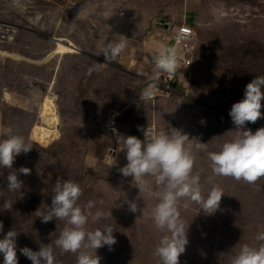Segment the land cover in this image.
<instances>
[{
    "label": "rangeland",
    "instance_id": "obj_1",
    "mask_svg": "<svg viewBox=\"0 0 264 264\" xmlns=\"http://www.w3.org/2000/svg\"><path fill=\"white\" fill-rule=\"evenodd\" d=\"M170 5L172 9L169 16L178 13L186 18V23L195 25L196 29L194 63L191 72L186 73V86L181 88L192 99H187L188 108L183 109V102L180 100L175 103L178 110L164 109L151 120L157 123L159 131L166 130L171 125L188 134L190 140H186L185 145L190 147L194 155L192 172L199 174L201 194L206 195L214 184L222 188L224 193L219 201L222 211L217 208L209 214L208 219L203 220L206 221L204 224L194 225L190 228L191 232L186 229L188 243L185 251L179 255L178 264H231L240 245L248 243L259 230L264 231V174L257 177L258 185L255 181L213 174L208 156L196 147L198 141L212 131L214 140L208 148L210 151L219 150L222 144L217 143V140L225 142L237 135L228 114L229 109L233 102L242 98L241 89L249 82L246 79L264 74V0H0V26L16 24L15 29L18 30L11 43L0 42V83L10 76L17 87L13 92L4 89L0 93V125L9 126L13 132L29 139V142L35 141L44 147H49L59 136L65 139L61 144H53L54 149L50 148L48 153L38 147L40 145L33 143L32 149L27 153L21 152L15 157L11 169L0 167V221H3L0 236L10 228L16 229L18 264H31L20 253L21 247L36 250L41 244L49 243L52 244L60 264H75L76 252L63 251L54 244L66 221L63 218H53L42 222L34 211L39 206L43 208L44 203L50 204L57 177L79 183L82 191L77 203L82 209L87 201H94L88 195L90 190L97 187L98 176L103 175V172L108 173L111 187L114 188L116 172H110L105 166L106 163H114L112 154L115 153V148L111 144L117 133L113 129H118L119 132L129 131V134L142 138L145 124L152 116L147 115L146 120L145 107L139 101L133 109L126 107L116 111V123L112 125L111 112L105 111V103L114 101L118 94L122 95L126 91L114 88L112 93L102 95L101 84L106 76L117 80L119 73L112 70L94 71V62L67 54L73 52L72 47H77L78 43L87 57L96 55L109 61H117L116 57L120 52L115 57L107 58L101 53L104 44L110 40L107 37L113 34L112 39H118L116 36L124 30V26L120 24L125 23V28L130 25L136 31L140 24L145 25L144 35L150 33L155 36L152 32L156 19L162 18L157 17V14L166 12ZM117 10H123V14L119 15L115 12ZM148 11L157 12L147 15ZM110 12L113 13L109 14ZM170 23L168 32L162 27V22L160 25L167 37L171 35V29L179 24ZM62 25L72 47L59 41L58 36L63 39L60 32ZM40 35L46 37V41ZM153 38L158 42L161 40L160 37ZM142 42L144 41H141V46ZM149 44L150 42L145 43L148 46L143 47L148 49ZM46 52L48 55L40 63L29 62L30 58L26 57L40 58ZM21 58L27 60L22 61ZM143 59L141 66L149 76L153 70V58L145 53ZM133 63L136 65V62ZM99 65L100 61L96 60V66ZM179 78H184V71H180ZM41 87L46 89L45 94ZM50 95H54L56 100L53 101L59 119L56 124L48 123L43 116L44 100ZM234 99L236 100L233 101ZM175 101H178L175 97L158 96L152 102L160 105L173 104ZM5 102L12 103L15 107L12 108ZM199 103L211 104L225 113L220 114ZM261 103V112L264 113V99ZM102 106L103 109L100 110ZM131 116L135 118L131 120ZM105 117L107 120L104 124ZM245 126L255 131L258 126H264V117L255 122H246ZM40 127L52 130L53 133L42 140L37 135ZM95 127L97 133L94 131ZM95 136L105 138L103 141L111 148L106 153L105 165H100L96 171H89V167L83 162V151H88L86 143ZM96 142L103 144L100 140ZM123 162L125 164L126 159ZM21 166L30 169L27 174L17 171L18 179L22 181L21 189L8 191V171L18 170ZM203 177L209 178L202 180ZM120 179H124V176ZM150 181V178L149 181H144L142 189L148 188ZM90 185L93 186L90 188ZM161 187L157 182L148 189L154 188L156 191ZM100 194H104V201L109 206H105L100 198L101 201L89 211L95 212L99 208L105 215L99 219H93L89 215L85 227L95 229L111 225L116 240L111 249L104 245L96 250V254L100 256L99 264H161L159 257L154 255V248L163 232L155 225L147 224L144 225L147 235L140 233L137 228H141L142 223L126 222L121 219V212L116 213L120 205L116 194L100 190L95 195L101 197ZM178 202L189 208H196L199 204L187 197L179 198ZM223 203L226 206L220 205ZM202 211L206 213L203 209ZM227 213L231 215L226 217ZM227 223L232 226V232L223 229ZM125 230L128 232L125 233ZM209 230L212 233L206 237ZM81 250L90 251H78ZM2 259L0 254V260Z\"/></svg>",
    "mask_w": 264,
    "mask_h": 264
},
{
    "label": "clouds",
    "instance_id": "obj_2",
    "mask_svg": "<svg viewBox=\"0 0 264 264\" xmlns=\"http://www.w3.org/2000/svg\"><path fill=\"white\" fill-rule=\"evenodd\" d=\"M45 38L42 39L46 41ZM124 46L125 41L123 40H109L104 44L101 53L105 58L115 57ZM177 54L179 57L184 55L178 47L161 46L153 58L152 72L149 76L144 75L145 86L138 95L139 100H146L154 95L159 87L161 72L173 74L177 70L179 75L181 70L184 71V78L174 84L173 97L180 93L181 86L179 85L185 87L181 81L186 80L185 71L189 68L185 67L181 60L178 62ZM47 55L48 52L37 59L41 60ZM262 99H264V74L253 76L244 86L242 98L233 102L229 109L228 114L235 125L234 130L237 135L223 142L218 151L207 152L213 174L232 176L248 182H253L258 176L264 174V126H258L255 131L245 126L246 122H255L258 118L264 117V113L261 112ZM199 104L206 107L211 105ZM211 106L218 113H225ZM113 114L117 116V112H111V119ZM203 122L202 119L201 123ZM151 123L155 124L158 129L156 122H149L146 125ZM145 127L142 139L135 135L119 134L118 129H113L117 133L115 139L122 145L126 158V163L118 170L123 176L132 177V183L139 189V192L142 190V180L145 174L154 176L156 181L162 185L153 193L156 203L151 210L155 226L163 232L154 248V255L159 257L161 264H178L179 255L185 251L188 243L187 228L177 208L179 198L187 197L189 200H194L200 204V209L211 214L219 207V201L224 193L222 188L214 184L206 195L201 194L199 174L192 172L194 155L190 147L185 145V141L190 140L186 132L171 125L162 131L147 130ZM206 144L198 141L196 147L203 148ZM32 147L31 142L23 135L13 132L11 127L0 126V167L11 169L15 157L21 152L27 153ZM17 171L27 174L30 169L21 166L18 170L8 171L6 176L8 191L21 189L22 181L18 179ZM81 191L78 182L57 177L51 192L50 204L44 203L43 208L37 207L34 213L41 218L42 222L53 218H63L66 221L65 226L55 238L54 244L63 251L76 252L75 264H99L100 256L96 254V250L104 245H108L111 249L116 237L113 235L111 225L95 229L85 227L89 215L93 219H99L105 213L99 208L95 212L89 211L97 203L93 200L87 201L82 209L77 203ZM128 205L131 211L137 210L134 200L129 201ZM141 211L143 213V209ZM2 231L3 221H0V232ZM16 237L15 228H10L0 236V254L3 257L0 264H18ZM256 239L264 242V231H259ZM80 249L90 251H78ZM19 251L31 261V264H60L51 243L41 244L36 250L24 246ZM231 264H264V243L258 246L241 244L232 257Z\"/></svg>",
    "mask_w": 264,
    "mask_h": 264
},
{
    "label": "crops",
    "instance_id": "obj_3",
    "mask_svg": "<svg viewBox=\"0 0 264 264\" xmlns=\"http://www.w3.org/2000/svg\"><path fill=\"white\" fill-rule=\"evenodd\" d=\"M145 1H147V0H145ZM148 1L151 2L152 0H148ZM171 9H172V6L170 5L166 12L162 11V12L157 14V17H162V18L156 17L157 19H156V23H155V29H153L152 33L156 37H160V39L163 40V41L160 40V42L155 40L153 38L155 36H152V34H150V33H149L150 35L149 34L144 35V32L146 30L145 25L140 24V28L136 27V29H138L136 31V30H133L130 25L125 28L126 23H125V25L120 24V26H124L123 27L124 30L122 31L121 34L117 35L116 38H118L117 40H123L125 42L127 41V43L125 44L123 49L120 51V54L116 57L117 61H112V60L109 61V60H106L104 58H99L96 55H94V56L90 55V57H87V53L84 51H81V48L79 47L77 42H76L77 47L76 46H74V47L70 46V43H71L70 38L66 36V32L64 31V28L62 25L60 32L63 35V39H61V36H58L60 38V40L59 39L58 40L66 43L67 45H69L70 47H72L74 49L73 52L67 54L68 56L72 55V56H74V58L82 57V58L89 59L91 62H94V65H95V67L93 69L94 71H99V72L106 71V72H108V70H112L114 72L119 73V76L117 75V80L115 78L108 79L106 76L103 84H101L102 90L100 93H102V95H105L106 92H107V94L112 93L114 88H116L117 90H120V91H126L122 95L118 94V97L114 101L109 102V103H105V109H106L105 111H107V113L112 112V111L123 110L126 107H132V109H133L137 106V104L140 101L145 107V112H146L145 118H146V120H147V115L152 114L150 121H149V122H152V121H154V120H151L152 117L155 114H159V113L163 112L164 109H167V111L178 110L175 103L179 102L180 100L183 102V106H184L183 109L188 108L187 99L191 98V97H188V95L186 93L185 94L183 93V90L181 88H184V87H181L179 89L180 93L175 97L178 99V101L173 102V104L161 103L160 105L159 104L154 105V103L152 102L153 100L152 101H151V99H146V100L140 99L139 100V97H138L141 89L144 86V77L142 75H145L147 73V72H144L145 69L143 68V66H141L142 62H144V59H143L144 54L147 53L148 57L154 58V56L158 53V51L160 50L162 45L174 47V42L171 41V35L169 37H167L165 35V31L161 29V27H160L161 22L163 24L162 27L164 29H166V32L170 31V29L167 30L168 24L170 22H171L170 23L171 25L172 24L175 25V23L179 22V24L176 25L177 27H175L174 29H171V34L174 33L175 30H177L180 27L179 25H182V24L191 25L195 28V25L190 24V23H186V18H184V16L182 18L178 13L172 14L171 16H169V13H171ZM94 10H95V8H94ZM64 12L65 11H63L62 14H64ZM115 12H117L119 15L123 14V10H117ZM148 12H149V14L147 13V15H151V14L153 15L157 11L156 12L148 11ZM112 13L110 12L109 14H112ZM198 24L200 25V21ZM112 36H113V34H110L111 38L110 37H107V38H109L110 40H113ZM164 36H166V38H164ZM141 41H144V43L142 42L143 43L142 46L140 45ZM149 42H150V44H149L148 49H147V47H143V46H148V45H145V43L148 44ZM135 45H136V48H135ZM75 49H77V50H75ZM81 52L86 53V55H83ZM96 60L100 61L99 67L96 66ZM133 62H136V65H134ZM88 63L90 64V62H88ZM134 66H135V68H134ZM183 81H184L185 86H186V80H183ZM113 86H116V87H113ZM93 102H95V101H93ZM141 103H140V105H142ZM102 109H103V106L100 108V110H102ZM97 110H99V108H97ZM135 114H137V113H135ZM133 118H135V117L131 116V120ZM103 120H104L103 123L105 124L107 118L105 117ZM149 122H147V123H149ZM94 131H95V133L98 132L97 127H95ZM119 134L131 135V134H129V131H125V132L120 131ZM213 135H214V131H212L210 134L204 136L199 141V142L207 143L206 147L199 148L200 151L203 152V154L205 156H207V152L210 151L208 148L211 145V141L214 140ZM115 137L116 136L113 137L112 144H111V146H113L115 148V150H114L115 153L112 154V160L114 161L113 164L106 163L107 165H105L106 153H107L108 149L111 148L109 144H107V143H105V141H103V139H105V138L95 136L93 138H89L87 143H86L88 151H85V149L83 151V162L87 167H89L87 170L91 171V169H93L94 171H96L100 165H105L109 169L110 172H116V177H117L116 181L113 180V184L115 187L112 188L111 187V185H112L111 178L109 177L108 173L103 172V175H101V176L98 174L99 176L97 179V187L95 188V190H90L89 195L88 194L87 195H88V197L94 199V201L100 202L101 201L100 198H102V200L104 201V197H105L104 194H100L101 197H96L95 194L97 192H99L100 190H104V191L116 194V197L119 198V203H120L119 207L116 210V213L120 214V212H121V214H123L121 219L125 220L126 222L136 221V222L142 223V227L137 228V229L139 230L140 233L147 235V233L144 229V227H146V226H144V225H147V224L155 225L154 221L152 219V216H151V210L156 203V197L153 195L155 189L154 188L148 189V188L154 186L155 183H157V181H156L154 176L149 175V174H145V176L143 177L142 183L144 181H149V178H150L151 179L150 186L148 188H143L139 192V189L133 183L129 182V181L132 182L131 176H127V177L124 176V179H120L121 177H123V175L119 172L118 169H119V167L124 165L123 160L126 158H125V155L123 153L122 145L117 142ZM141 137H142V135H141ZM63 140H65L63 137H59V138L55 139L54 141H52V143L49 145V147H44L42 145H40V146H41L43 151L47 150L46 153H48L50 148L54 149L52 146L53 144L54 145H58V143L61 144L63 142ZM98 140H100V142H102L103 144H98L96 142ZM30 142H31V144H33V143L38 144L35 141H30ZM223 142L224 141L222 139L217 140V143L222 144ZM210 169H211V166H210ZM149 176H151V177H149ZM211 176H209V177H211ZM209 177H203L202 180H205ZM255 182H257L256 185H258L257 179L255 180ZM92 186L93 185H90V188ZM256 187H258V186H256ZM133 200L137 204V210L135 212L131 211L129 208V205H128V202L133 201ZM104 205L109 206V204L106 203L105 201H104ZM220 205L226 206L224 203L220 204ZM177 208H178V210L182 211V212H179V215H180V218L184 222L185 228H187V230L189 232H191L190 231L191 227H193L194 225L198 226L201 223L204 224V222H206V221H203V220L209 218L208 217L209 214L204 213L202 211V209H200V204H198L196 208H189V207L177 202ZM142 209H143V213L141 211ZM218 209L220 211H222L219 207H218ZM229 215H231V214L227 213L226 217H228ZM215 218H217V216ZM189 222H191V223H189ZM223 229L228 230L229 232H232V230H233L231 225L228 226V223L226 224V228H223ZM262 230H259V231H262ZM127 232L128 231L125 230V233H127ZM211 233H212V231L209 230L206 233V237H208ZM257 233L255 234V236L252 235L251 240L248 241L247 244H250L252 246H258L260 243H264V242L256 239ZM147 240H148V238L146 239V242H147ZM220 249L222 251H224V248L221 247Z\"/></svg>",
    "mask_w": 264,
    "mask_h": 264
},
{
    "label": "built area",
    "instance_id": "obj_4",
    "mask_svg": "<svg viewBox=\"0 0 264 264\" xmlns=\"http://www.w3.org/2000/svg\"><path fill=\"white\" fill-rule=\"evenodd\" d=\"M171 40L174 41L175 48L178 47L184 53V55H182L181 57L177 55L178 62L181 60L185 67L190 68L194 63V53L197 46L196 29L191 25H184L182 27H179L177 30H175L174 33H172ZM179 81L180 78L177 70L173 74L161 72L158 81L159 87L155 90L154 97L172 95L173 93H175L174 84ZM115 116L116 114L112 115V120L116 118ZM112 123V125H114V122ZM146 127L147 130L158 131L156 125L153 123L148 124Z\"/></svg>",
    "mask_w": 264,
    "mask_h": 264
},
{
    "label": "bare ground",
    "instance_id": "obj_5",
    "mask_svg": "<svg viewBox=\"0 0 264 264\" xmlns=\"http://www.w3.org/2000/svg\"><path fill=\"white\" fill-rule=\"evenodd\" d=\"M15 26H17V25L16 24H14V25L13 24H8V25L1 24V26H0V39H2V41H0V42L10 43L15 39V34L18 31L15 29ZM182 26H184V25H182ZM182 26H180V27H182ZM181 82H182V84H185L183 80ZM160 94H162V93H160ZM173 96L174 95H165L164 97H173ZM51 97H53V100ZM155 98L156 97H154V95H153L149 99L154 100ZM53 101H56L54 95H50L49 97H46V99L44 100V104H43V112H44V119L46 118L45 120L48 123L56 124L59 121V119H58V114L56 112V109L54 108ZM111 121L114 122V124H115L116 118L114 120L111 119ZM111 124H113V123H111ZM51 133H53L52 130L42 128V127H40L37 130V135L42 140L47 139Z\"/></svg>",
    "mask_w": 264,
    "mask_h": 264
},
{
    "label": "flooded vegetation",
    "instance_id": "obj_6",
    "mask_svg": "<svg viewBox=\"0 0 264 264\" xmlns=\"http://www.w3.org/2000/svg\"><path fill=\"white\" fill-rule=\"evenodd\" d=\"M45 4H48V3H45ZM15 88H17L15 85V82L12 81L10 76L7 80H3L2 83H0V93H3L4 89L8 90L9 92H13ZM41 90L43 93L46 92L45 88L42 89V87H41ZM5 104L10 105V107H12V108L15 107V105L12 103L5 102ZM5 118H7V115H5Z\"/></svg>",
    "mask_w": 264,
    "mask_h": 264
},
{
    "label": "water",
    "instance_id": "obj_7",
    "mask_svg": "<svg viewBox=\"0 0 264 264\" xmlns=\"http://www.w3.org/2000/svg\"><path fill=\"white\" fill-rule=\"evenodd\" d=\"M9 58H11L12 56H8ZM27 57V56H26ZM14 57H12L11 59H13ZM27 58H30V57H27ZM27 58H21V60L22 61H26L27 60ZM29 62H33V63H40L41 62V60H38L37 58H30L29 59ZM142 78V77H141ZM208 107H210V108H212L213 109V107L211 106V105H207ZM61 117V116H60ZM45 125H46V123H45ZM257 127V126H256Z\"/></svg>",
    "mask_w": 264,
    "mask_h": 264
},
{
    "label": "trees",
    "instance_id": "obj_8",
    "mask_svg": "<svg viewBox=\"0 0 264 264\" xmlns=\"http://www.w3.org/2000/svg\"><path fill=\"white\" fill-rule=\"evenodd\" d=\"M174 1V0H173ZM194 56H195V54H194ZM192 68V67H191ZM191 68H189V69H186V71H185V79L187 80V78H186V73L188 72V73H190L191 72ZM252 78H250V79H246L247 81H250ZM179 86H181V87H184L183 85H179ZM243 88H244V86L242 87V89H241V93L243 94ZM236 97V96H235ZM236 99H234L233 101H235ZM44 116V115H43ZM46 119V118H45ZM1 126V125H0ZM35 127H39V126H34V128ZM33 128V129H34ZM37 141H39V140H37ZM39 142H41V141H39ZM43 144V143H42ZM44 145V144H43ZM38 147H40L41 148V146H38ZM42 149V148H41Z\"/></svg>",
    "mask_w": 264,
    "mask_h": 264
}]
</instances>
